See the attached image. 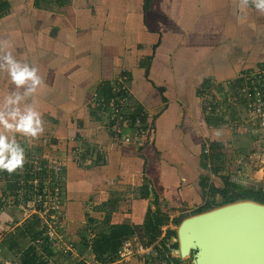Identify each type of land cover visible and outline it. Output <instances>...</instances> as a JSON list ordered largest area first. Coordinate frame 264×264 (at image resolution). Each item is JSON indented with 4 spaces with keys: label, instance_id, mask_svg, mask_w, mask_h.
<instances>
[{
    "label": "crops",
    "instance_id": "obj_1",
    "mask_svg": "<svg viewBox=\"0 0 264 264\" xmlns=\"http://www.w3.org/2000/svg\"><path fill=\"white\" fill-rule=\"evenodd\" d=\"M0 5V42L7 41L18 60L37 66L43 80L26 102L35 104L44 122L36 139L47 137L53 154L66 162L67 236H88L87 217L102 213L95 211L101 204H116L110 225L135 226L145 224L156 195L158 206L162 201L169 209L193 212L209 199L219 201L213 188L222 187L224 177L233 182L239 170L263 185L261 170H247L248 129L234 125L249 117L243 88L264 77V13L251 0L247 5L244 0H0ZM120 76L127 77L132 116L150 126L144 146L113 139L108 115L92 105L93 94L108 86L112 91ZM14 90L0 72V101ZM125 133L134 140V130ZM36 139L17 134L23 147ZM78 146L82 161L98 148L105 163L74 160L72 149ZM12 174L17 179L0 172V264L18 261L17 250L32 245L33 232L47 229L32 202V185ZM34 218L38 225L30 230ZM72 246L80 255L75 242Z\"/></svg>",
    "mask_w": 264,
    "mask_h": 264
},
{
    "label": "built area",
    "instance_id": "obj_2",
    "mask_svg": "<svg viewBox=\"0 0 264 264\" xmlns=\"http://www.w3.org/2000/svg\"><path fill=\"white\" fill-rule=\"evenodd\" d=\"M255 81V80H254ZM251 85V87L243 88V92L247 97V105L249 117L247 120H243L240 123L235 122L237 129H247L250 125L255 126V130L259 133H263L264 138V77H259ZM111 97H100L98 93H94L92 96V105L94 110L99 115H108V125L110 134L117 142L133 143L135 145L144 146L146 140L150 137V126L146 125L141 116H132L130 108H128V96L129 91L127 85V77L120 76L112 82ZM127 129L134 130L135 138L131 139L125 131ZM253 129V130H254ZM144 140V141H143ZM32 152H26L29 160V165L15 172L20 175V178L24 182H29L32 185L33 200L41 202L43 204L41 212V221L47 227V233L49 235V242L55 245L56 249L66 254L67 252L73 253V246L64 244L62 237L55 230L54 225L59 221L62 202L60 198L63 194L64 181H65V166L66 162L56 157L53 154V146L48 142L47 137H42L39 141L34 140L29 142ZM28 146V147H29ZM104 152V151H103ZM95 149L91 152V158L84 159L82 161V151L80 146L72 149V156L74 160H80L85 165H102L105 163L106 155ZM53 154V155H52ZM259 169L263 172L264 176V158L258 160ZM239 175L240 170L238 171ZM264 192V183L260 187ZM47 216V217H44ZM129 241L124 245V251L130 252ZM139 249L143 251H149L150 249L144 246H140ZM5 264H18L17 261H7Z\"/></svg>",
    "mask_w": 264,
    "mask_h": 264
},
{
    "label": "rangeland",
    "instance_id": "obj_3",
    "mask_svg": "<svg viewBox=\"0 0 264 264\" xmlns=\"http://www.w3.org/2000/svg\"><path fill=\"white\" fill-rule=\"evenodd\" d=\"M254 128L255 126L253 127L252 125H250L249 128H247L248 131L245 133L246 139L243 140L246 143L244 145L246 146V150L248 154L250 153V155L252 156V158L250 159L251 161L250 168L247 169L249 172H253L256 169L260 170L259 165H257V163L258 160L264 156V138L262 135L263 133L261 132L259 133V131H256ZM29 141H27V143L24 144V146L26 147V151L30 153L32 152V150L30 149ZM51 149H53V147ZM240 176L241 175L239 174H235V176H233L231 179L236 184H239L243 189L259 188L256 182L257 179L254 178L250 179L249 177L250 175L249 176L242 175L241 177ZM63 197L64 196L62 194L60 198V201L62 202L61 206H64ZM115 205L116 204L113 203H108L107 205L106 203L98 205L97 206L98 210L95 211L99 212L100 210L102 211V213H94L93 217L92 216L87 217V220L89 221V231L87 232L89 235L86 236L87 233H85V235L83 236L79 234L77 240L70 238V236H67V232H69L68 231L69 227H68V223L67 224L65 223L66 213L64 207L60 208V213L54 214L56 216L59 215V221L56 222L54 228L58 232V234L62 237L64 244L67 243V245L69 244L73 245L74 242L76 243L80 255L76 254L75 252L73 253L67 252L66 254H64L56 249L53 252V248H52L50 254L48 255L45 254V259L48 261V264H170L167 257L179 259L180 262L178 264H197L196 258H197L198 249L196 247L191 248V246H186L184 248L180 246L177 236L170 237L164 240V236L167 230H175L177 233V229L181 221L188 216L194 215L193 212L184 211L180 208L169 209L162 201H160L159 206L153 205V208H151L152 211H155L158 208L160 214L169 217L167 223L162 227L163 234L160 237H158L157 240L154 241L151 239V236L146 232L144 228V224L135 225L137 227L136 234L128 240L129 241L128 244L131 250L130 252L124 251V245L127 243L124 242L116 253H107L101 256L100 259H97L95 254L91 250V243L96 236H99L102 233L109 231L110 212L113 209L114 210L117 209L115 208ZM42 206L43 204L41 202H36L34 204V207L37 208L39 212L42 209ZM46 235L47 234L45 232L43 235L40 236L39 243H42ZM174 243H178V247L176 249L175 248L170 249V247ZM52 245H53V241H52ZM140 246H144L145 248L148 247L150 250L149 251L146 250L142 252L139 249ZM39 249L41 250V245H39ZM188 249H190V251ZM174 251L177 253V255H173ZM188 251L189 253L187 254ZM182 252L185 253L186 255H182L181 254ZM172 264H176V263L174 262Z\"/></svg>",
    "mask_w": 264,
    "mask_h": 264
},
{
    "label": "water",
    "instance_id": "obj_4",
    "mask_svg": "<svg viewBox=\"0 0 264 264\" xmlns=\"http://www.w3.org/2000/svg\"><path fill=\"white\" fill-rule=\"evenodd\" d=\"M177 237L198 249L197 264H264V204L239 199L188 216Z\"/></svg>",
    "mask_w": 264,
    "mask_h": 264
},
{
    "label": "clouds",
    "instance_id": "obj_5",
    "mask_svg": "<svg viewBox=\"0 0 264 264\" xmlns=\"http://www.w3.org/2000/svg\"><path fill=\"white\" fill-rule=\"evenodd\" d=\"M248 2L244 0L245 5ZM251 4L264 13V0H251ZM10 48L7 41L0 42V72L7 74L15 89L0 101V172L11 175L25 164V148L18 142L17 134L36 139L44 132V122L35 104L26 102L43 84L40 70L18 60ZM173 255L177 253L174 251Z\"/></svg>",
    "mask_w": 264,
    "mask_h": 264
},
{
    "label": "trees",
    "instance_id": "obj_6",
    "mask_svg": "<svg viewBox=\"0 0 264 264\" xmlns=\"http://www.w3.org/2000/svg\"><path fill=\"white\" fill-rule=\"evenodd\" d=\"M4 4V2H3ZM2 6L0 5V10ZM110 87H103L100 89L99 96L100 97H111L113 96V92L110 93ZM10 178L17 179V176L11 174ZM224 185L220 188H213V192L215 195L220 197L219 201H215V199H209L203 204L201 207L193 211V214L200 213L206 210L211 209L212 207H217L221 205H225L228 203L235 202L241 199H250L264 204V192L261 188H250V189H243L239 184L232 182L229 180V177L223 178ZM11 188H13L11 186ZM31 190V189H30ZM148 193L149 190L147 189ZM148 193L142 192V196H147ZM155 205L158 206L157 202V195L155 196L154 200ZM169 220L168 216L160 214L159 209L157 208L155 211L149 209L147 213V218L144 224V228L146 232L151 236L152 240H157L163 234L162 227L167 223ZM37 220H34L30 223V230L32 227L37 226ZM136 226L130 224H112L110 225V229L108 232L102 233L99 236H96L91 243V250L95 254L97 259H100L101 256L107 253H116L119 248L123 245L124 242H127L131 237L136 234ZM45 228L37 229L33 232V243L27 249L20 252L18 249L16 253H19L20 256L19 260L17 261L18 264H48V261L45 259V254L48 255L51 253L53 248V252L55 251V245L48 240V233ZM46 232V237L42 243H39L40 236ZM177 233L175 230H167L164 236V240L170 237H176ZM39 245H41V250L39 249ZM12 248H15L14 242L10 244ZM178 243L172 244L171 248H177ZM57 250V249H56ZM170 264L180 262L177 258H170L167 257Z\"/></svg>",
    "mask_w": 264,
    "mask_h": 264
},
{
    "label": "bare ground",
    "instance_id": "obj_7",
    "mask_svg": "<svg viewBox=\"0 0 264 264\" xmlns=\"http://www.w3.org/2000/svg\"><path fill=\"white\" fill-rule=\"evenodd\" d=\"M181 246L185 248L186 246H191V244L187 243V244H184V245H181ZM184 248H183V249H184ZM188 250H189V249H188Z\"/></svg>",
    "mask_w": 264,
    "mask_h": 264
}]
</instances>
